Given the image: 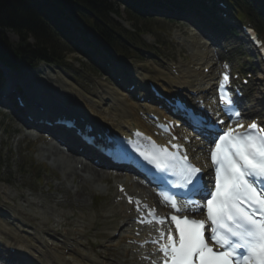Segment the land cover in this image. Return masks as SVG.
Here are the masks:
<instances>
[{
    "label": "rangeland",
    "instance_id": "374dc122",
    "mask_svg": "<svg viewBox=\"0 0 264 264\" xmlns=\"http://www.w3.org/2000/svg\"><path fill=\"white\" fill-rule=\"evenodd\" d=\"M117 7L119 16L116 15L115 20L121 22L126 29H130L131 22L127 20L128 16L123 6ZM153 17L157 20L162 16ZM174 20L172 22L161 20L158 23L150 20V26L143 31L146 34L140 40L137 38V42L131 43L133 46L144 44L139 46V52H135V48L130 50L133 55L131 59H123L117 63L109 58L112 52L105 51L106 58L111 62V70L128 77H131L130 72H133L138 77L146 74L150 79L159 80L169 77V65L173 61L180 63L183 68L196 64L193 55H190L192 52L190 47H182L180 39L186 35H195L201 46L208 41L200 37L193 26L176 23L179 20L176 18ZM206 29L216 31L217 35L219 33L213 22L209 23ZM262 31L264 32V27ZM4 34L11 44L19 42L18 35L12 29H6ZM220 35L219 41L212 43L207 49L208 55H215L213 61L217 62V70L220 69V60L228 58L234 67H242L245 71L251 67L256 71L247 109L262 115L263 67L257 58L249 54L251 49L248 50L239 36L228 33ZM213 44H221V48L218 49V46L215 47ZM67 58L70 66L46 65L45 68L43 65L40 68L42 73L36 72L35 77L28 69L12 71V80L14 83L20 81L25 87H32L36 94L43 91L39 94L52 99L56 97L61 101L70 99L75 101V104H79L81 99L77 92L96 102L99 97L107 99L111 87L115 88V94H118V87L114 81L103 72L93 69L88 58L77 53L68 54ZM117 66H121L122 69L119 71ZM202 67L203 64L200 65V72ZM198 82L196 78L193 79L194 84ZM107 102L108 100L104 101L105 104ZM7 115L0 113V211L7 210L11 215L8 222L0 217V237H19L31 246H36L35 242L41 241V247H44L57 231L60 234L59 238L63 239L61 242L57 241L58 246L62 247L67 239L78 240L86 244L89 251L92 250L95 257L100 260H111L117 256L118 247L104 248L111 238L113 228L121 218L111 205V199L105 195H98L101 192L100 183L104 186L106 183L96 181L94 185L93 178H79V175L73 177L70 174L72 179L67 178L64 174L66 167L56 160L58 154L50 151V149L54 151L52 149L55 147L54 143L42 136L35 139L34 134H28L21 123ZM30 160L36 163L39 170L45 169L39 180L20 172V165ZM73 168H76V162H73ZM113 179L112 176L106 180L107 186H111L110 191L115 190ZM95 186L98 188L97 191L94 189ZM79 190L81 195H76L80 193ZM57 200L66 202L56 204ZM28 238L32 239L34 244ZM41 252L45 255L41 260L56 264L48 249Z\"/></svg>",
    "mask_w": 264,
    "mask_h": 264
},
{
    "label": "snow or ice",
    "instance_id": "6c2138e0",
    "mask_svg": "<svg viewBox=\"0 0 264 264\" xmlns=\"http://www.w3.org/2000/svg\"><path fill=\"white\" fill-rule=\"evenodd\" d=\"M223 79L227 81L229 76L225 74ZM224 87L221 83L220 95L227 106L232 101ZM235 115L239 117L240 113ZM258 127L252 123L246 132L228 128L214 143L211 151L215 165L214 192L209 193L211 198L206 199L203 208H197L198 202L193 201V207L186 209L206 210L210 222L208 239L205 221L184 215L185 209L178 208L175 198L171 199L172 208L180 214L172 215L168 221L174 224L176 235L170 227L160 231V239L164 241L159 247L163 253L161 264H264V191H258L255 186L256 180L264 184V134H253ZM145 158L162 171L170 169L169 164L156 157ZM182 159L185 164L178 187L189 192L200 191L201 168L188 162L186 156ZM152 215H156L155 211ZM158 223L164 225L165 219L161 218ZM241 249L245 251L241 253Z\"/></svg>",
    "mask_w": 264,
    "mask_h": 264
},
{
    "label": "trees",
    "instance_id": "16d2710c",
    "mask_svg": "<svg viewBox=\"0 0 264 264\" xmlns=\"http://www.w3.org/2000/svg\"><path fill=\"white\" fill-rule=\"evenodd\" d=\"M51 1L53 8H42L51 18L55 17L54 12L63 10L59 6L64 4L68 6L73 22L93 36H104L107 39L109 35L117 32L108 23L113 0ZM58 26L62 27V24L59 23ZM0 28H10L20 36L19 44L13 46L0 30V60L5 64L21 67L33 65L38 60L63 62L64 45L41 18L32 0H0Z\"/></svg>",
    "mask_w": 264,
    "mask_h": 264
},
{
    "label": "bare ground",
    "instance_id": "6f19581e",
    "mask_svg": "<svg viewBox=\"0 0 264 264\" xmlns=\"http://www.w3.org/2000/svg\"><path fill=\"white\" fill-rule=\"evenodd\" d=\"M198 55H201V53L196 52L194 57L196 58ZM204 64H205L204 67H208L210 65V63L206 64V62ZM196 74H198V73L195 72L194 69L193 70L188 69L187 71L184 69H181V70L179 69V75H175V74L170 73L169 77L165 78V79L170 80V82H172V83L176 82L177 80H179V81L181 80V83L178 86L181 87L182 85H184V87L189 88V86H190L189 78L193 75H196ZM199 75L202 78L208 76L207 74H205L204 70H203V72L199 73ZM207 84L212 86L213 81H210ZM160 85H161V88L164 90H167L169 87H171V85L170 86L168 85V82H162ZM185 89L186 88H183L182 91H184ZM121 96L124 99L123 100L121 99L120 101H117V102L119 103L118 104L119 108L123 107V111L121 113H118V114H117L118 108H116L115 111H112V112L108 111L109 108H107V107H105L103 110L102 109V107L104 106L103 104H100L101 107H98L95 103H94L95 104L94 105L89 100H87L81 96L80 97L83 100L84 104L87 107H89V109H87V107H83V108H77L75 111V110H72V108L67 104H64L65 108L63 106H61V107H62V109L67 110V112H70V113L73 112V114H75V115L89 116V117L93 118L95 120V122L105 123V124L111 125L113 128H116L117 130H122V129L128 130V129H133L134 126H136V125H141V126L144 125L143 122L141 121L140 115H139L142 104H139L137 102H132L129 100V98L127 99L126 93H125V95H121ZM113 100H115V99H113ZM124 100H126V101L124 102ZM125 103L129 104L130 106H127ZM143 104H145V103H143ZM115 118H117V119H115ZM41 127L48 132L51 131V133L54 132V133L59 134V135L62 134L65 137L68 135V131L63 129V128L53 130V129H51L52 127H48L45 125H42ZM58 137L61 139L64 138L63 136L62 137L58 136ZM68 142H70L72 144V147L74 148V146H76L75 144L78 143L79 140L77 138L72 137L71 139H68ZM199 144L200 143H198L196 141L193 144V146L198 147ZM50 151H51V153L53 152V154L56 155L55 151H52L51 149H50ZM75 154L76 155H74V154L69 155L68 154L66 156H64V154H61V155H58L59 157H57V159H56L59 161L60 164H62L63 166L66 167L64 174H65V176H67V178L70 177L71 179H72L71 176L74 177L77 175V168H73L74 160L78 159V162H81V158H83L82 157L83 155H80L76 152H75ZM195 156L196 157H193L194 159H196L197 161H201L199 153H196ZM60 157H62V158H60ZM73 170H75V171L73 172ZM82 171L85 173L88 172L90 174V176L93 178V182L104 180L106 177L105 170H102L99 167H96V166L90 164L89 162L84 163ZM70 174H71V176H70ZM119 182H123V180H121ZM137 182L138 181H133L132 183L128 182V183H126V185L128 188H135L137 186ZM119 195L120 194L117 191L115 198H117ZM117 202H118L117 207L120 209V213L122 214L123 218L119 223L120 225L116 226L114 229V231H120L119 236L114 240V242L121 246L122 253L118 257H116V259L114 261H109V260L100 261L97 258H95L92 253L88 252L84 248V246H83V248H77L76 246H74V244H75L74 242L70 245L68 253L63 252L64 249H61V251H60L59 246L53 245L52 246L53 250H51V252H54V253H51L53 260H55V262L57 264H67L66 263L67 258L72 259L73 264H144V262L139 259L140 254H136L133 252V247H135V246H131L125 240L126 237L130 236L129 233L131 231H133V225H131L129 227L130 221L127 220V218L129 217L128 211L130 210V207L125 206L123 202H120V201H117ZM79 244H81V243H79ZM25 261L26 262L28 261V263L33 262V261L38 262L37 257L35 255H30L29 258H25Z\"/></svg>",
    "mask_w": 264,
    "mask_h": 264
}]
</instances>
